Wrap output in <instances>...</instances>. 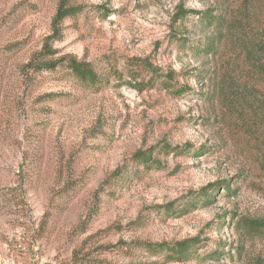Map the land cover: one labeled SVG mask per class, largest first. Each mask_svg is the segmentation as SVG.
I'll list each match as a JSON object with an SVG mask.
<instances>
[{
  "label": "rangeland",
  "instance_id": "obj_1",
  "mask_svg": "<svg viewBox=\"0 0 264 264\" xmlns=\"http://www.w3.org/2000/svg\"><path fill=\"white\" fill-rule=\"evenodd\" d=\"M58 1L0 0V264H264V0Z\"/></svg>",
  "mask_w": 264,
  "mask_h": 264
},
{
  "label": "trees",
  "instance_id": "obj_2",
  "mask_svg": "<svg viewBox=\"0 0 264 264\" xmlns=\"http://www.w3.org/2000/svg\"><path fill=\"white\" fill-rule=\"evenodd\" d=\"M80 9L71 7L69 5V0H59L58 6L56 9L55 16L52 21V28L54 31H57V27L59 24L66 18H72L76 16L79 13ZM193 15V13H182L180 16V19H184L188 17L189 15ZM224 16L223 14H220L218 17L210 16L208 14H203L201 16V23L204 24L207 27H211L213 29L221 30L225 24L224 19H222ZM221 18V19H220ZM261 43V44H260ZM257 48H255V45H252L254 50H256L255 53L258 55L263 56V60L261 59L257 66V70H259V73L264 76V42L261 41ZM203 51H205V55L208 54L209 47L202 48ZM62 62L66 63L67 68L70 70V72L74 75V77L82 82L86 83L90 86H96L100 83V79L98 75L94 72L91 65L85 62H78L73 58H65L62 60ZM59 63H55L53 65L49 64L47 65L48 69H54ZM142 69L150 72L153 77L158 75V70L151 67L148 63L144 62L142 63ZM164 80L169 82V74L164 76ZM137 90H140V86L137 87ZM167 149V148H166ZM136 162L140 164H146L147 162H150L146 156L138 154L135 158ZM207 191H202L199 195L204 198L205 203H211L213 200L211 198V193H206ZM173 211V208L167 207L166 212L170 213ZM198 246V240H191L175 245H164V244H157V245H146L145 251L149 254H164V258L166 261H185L188 259H191L192 257L196 256V251L194 249H197Z\"/></svg>",
  "mask_w": 264,
  "mask_h": 264
}]
</instances>
